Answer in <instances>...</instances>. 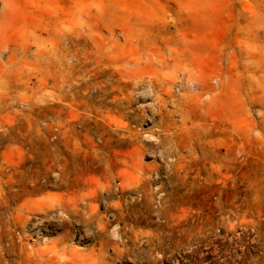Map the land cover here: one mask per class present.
<instances>
[{"label": "rangeland", "instance_id": "374dc122", "mask_svg": "<svg viewBox=\"0 0 264 264\" xmlns=\"http://www.w3.org/2000/svg\"><path fill=\"white\" fill-rule=\"evenodd\" d=\"M15 2L0 264H264V0Z\"/></svg>", "mask_w": 264, "mask_h": 264}, {"label": "bare ground", "instance_id": "6f19581e", "mask_svg": "<svg viewBox=\"0 0 264 264\" xmlns=\"http://www.w3.org/2000/svg\"><path fill=\"white\" fill-rule=\"evenodd\" d=\"M0 1L2 3V10H1V13H0V46L3 45L2 46L3 50H1L0 56H5L7 54L8 59H13L17 55L18 48H17L16 44H13L14 42H11L8 39L7 40L5 39V34L7 32L6 26H8L7 24L11 21V19L13 17V14L15 12V9H16L15 3L16 2H15V0H0ZM72 53L73 52L71 51V53L69 54L70 55V60L74 61L75 57H74V54H72ZM142 104H143V102H142ZM1 205H2V203H1Z\"/></svg>", "mask_w": 264, "mask_h": 264}]
</instances>
